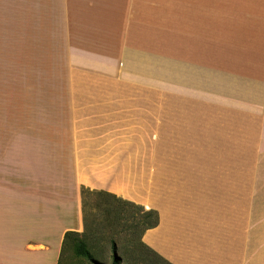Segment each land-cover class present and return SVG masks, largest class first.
Wrapping results in <instances>:
<instances>
[{
  "label": "crops",
  "instance_id": "crops-1",
  "mask_svg": "<svg viewBox=\"0 0 264 264\" xmlns=\"http://www.w3.org/2000/svg\"><path fill=\"white\" fill-rule=\"evenodd\" d=\"M83 187L164 262L264 264V0H0V264H59Z\"/></svg>",
  "mask_w": 264,
  "mask_h": 264
},
{
  "label": "rangeland",
  "instance_id": "rangeland-1",
  "mask_svg": "<svg viewBox=\"0 0 264 264\" xmlns=\"http://www.w3.org/2000/svg\"><path fill=\"white\" fill-rule=\"evenodd\" d=\"M144 227L141 209L110 196L89 194L85 198L82 238L97 262L77 255L73 240L69 239L61 264H112V241L123 258L122 264H168L141 243Z\"/></svg>",
  "mask_w": 264,
  "mask_h": 264
},
{
  "label": "trees",
  "instance_id": "trees-1",
  "mask_svg": "<svg viewBox=\"0 0 264 264\" xmlns=\"http://www.w3.org/2000/svg\"><path fill=\"white\" fill-rule=\"evenodd\" d=\"M94 193L100 194V195H105V196L110 195L109 193H106L104 191H95V190H91L89 188L83 187L81 190L83 206L85 205V198L87 197V195L94 194ZM119 201L122 202L123 204L134 205L127 200L120 199ZM139 209H141L143 211L144 216H145V227H144L143 231L148 229V228L155 227L159 223V213L157 210H154V209L146 210L143 206L139 207ZM143 231H142V233H143ZM82 233L83 232L80 233V232H76V231H68L65 234V239H64L63 248H62V256L64 253V249L66 247V244L68 243V240L71 239V240H73L75 251H76L77 255L84 256V257L88 258L89 260L94 261L96 263L97 261H96L95 257L93 256L92 251L88 248L87 243L82 238ZM142 233H141V235H142ZM140 241L146 248H148L143 243L142 237L140 238ZM148 249L152 252V250L150 248H148ZM112 250H113L112 264H122L123 258L121 255L118 254V248H117V245L114 241H112ZM62 256L60 258L59 264H61ZM166 263H168V262H166ZM168 264H170V263H168Z\"/></svg>",
  "mask_w": 264,
  "mask_h": 264
}]
</instances>
